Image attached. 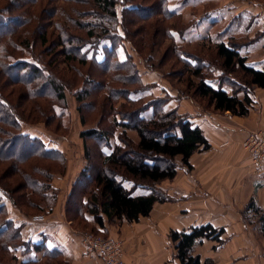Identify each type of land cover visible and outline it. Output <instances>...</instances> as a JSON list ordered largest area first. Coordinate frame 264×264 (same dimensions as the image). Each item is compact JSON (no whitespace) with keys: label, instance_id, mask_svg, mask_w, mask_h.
<instances>
[{"label":"trees","instance_id":"1","mask_svg":"<svg viewBox=\"0 0 264 264\" xmlns=\"http://www.w3.org/2000/svg\"><path fill=\"white\" fill-rule=\"evenodd\" d=\"M61 1L64 0H27L25 2L30 3L19 4L17 0H0V162L20 168L33 159L43 161L32 164L31 168L25 166L24 170L21 167L23 182L14 187L0 180V246L17 260L14 252L20 251L23 257L20 264H37L47 257L63 254V250L50 241L49 235L44 234L40 241L25 240L24 228L39 222L34 220L39 214L28 217L17 214L15 209L26 206L52 212L57 188L51 183L54 172L51 165L65 162L62 149L50 146L44 137L24 129L27 120L21 113L27 111L22 103L26 104L28 99L39 101L40 109L47 107L50 117L58 121L49 125L56 133L59 128H68L71 124L68 93L72 92L80 103L78 110L83 125L87 124L85 110L95 112L98 104L101 105L97 127L81 132L89 162L74 181L66 211L76 212L85 222L93 223L96 233L104 237H110L109 225L138 222L150 215L157 202L172 201L160 184L174 180L182 168L193 169L190 158L210 147L200 124L169 108L172 94L160 95L155 85L158 81L149 84L143 79L125 42L135 33L137 25L131 14L150 9L140 14L141 17L146 19L153 14L179 17L182 12L171 2L185 0H159L152 8L137 3L138 0H81L86 8L75 7L78 19L69 16L77 29L72 32L57 22L61 32H50L47 28L62 7ZM196 1L206 3L209 0ZM118 5L123 7L121 18ZM36 11L41 12L39 18L31 16ZM32 23L39 28L36 39H21V33L28 31ZM167 33L173 37V28H168ZM227 33H219L221 39L212 41L216 42V64L209 63L221 67L222 85H212L202 73L208 60H200L182 47L175 51L190 74L199 78L191 87L197 96L207 99L217 111L244 116L254 105L253 88H264V68L251 65L240 51L244 43L234 42V36ZM222 35H229L228 41L222 40ZM49 47L52 49L45 51ZM61 63L77 70L78 78L85 75L84 82L77 86L76 76L63 75ZM81 65H89L90 72L84 73L79 69ZM92 68L98 71V77L93 75ZM227 73L234 74L231 75L234 78ZM110 78L126 86L117 88ZM225 84L232 87V92L224 88ZM103 90L107 93L101 95ZM146 92H150V99ZM90 97L89 104L85 101ZM114 98H124L136 108L121 104L122 109L117 111ZM149 109L153 113L151 118L144 115ZM40 117L36 115L33 121L47 123L45 116ZM120 127L124 128L121 132L118 131ZM127 129L136 130L139 140H132ZM93 147L98 150L97 156ZM19 172L15 170L13 174ZM2 173L4 175L5 170ZM3 175L2 178L10 179ZM254 214L258 216L264 235V207L258 206L252 198L245 207L244 219L251 223ZM224 233V227L212 223L172 229L169 238L174 243L177 264H214L211 257L203 258L201 253H194L195 248L205 240H216L219 244L215 248L218 249ZM31 253L43 255L29 257Z\"/></svg>","mask_w":264,"mask_h":264},{"label":"rangeland","instance_id":"2","mask_svg":"<svg viewBox=\"0 0 264 264\" xmlns=\"http://www.w3.org/2000/svg\"><path fill=\"white\" fill-rule=\"evenodd\" d=\"M25 1L27 0H17L19 4H23ZM80 1L81 0L78 1L79 3L74 1H61L60 4L62 7L59 8L58 14L56 15L52 23H50V26L49 28H47V30L50 32L55 31L56 33H60L61 30L58 28V26H56V23L59 22L60 24H63L72 32H74L77 28L73 24L72 20L69 19V16L78 19L75 7H79V9L86 8L85 4H81ZM136 2L142 4L145 7L152 8L159 2V0H138ZM171 4L175 7H178L179 11L182 12L181 16L174 18H165L162 14H153L146 19L141 17L140 14L144 15V13H148L150 9H145L139 12L136 11V13L131 14L132 18H134L137 22V25L134 26L135 33H133L132 37H129L130 40L125 41L127 50L131 55H133L134 61L137 64L141 74L143 75V79L149 84H151L155 80L158 81L155 84L157 86V93H161L160 95H164L167 93L172 94H170L172 96V99L169 102L170 109L174 108L178 111L179 114L188 115L189 118L196 123L201 122L202 113L209 116H211L212 114L224 115L226 112L215 110L213 106H210L208 104L207 99L196 95L194 89L191 87L198 82L199 78L195 75L190 74L188 69L185 67V63L176 54L175 49L177 47H182L187 52H190L193 55L195 54V56L197 55L196 57H198L200 60L203 58L208 60L206 62V65H204L205 67L202 68V73L206 75L207 81L212 85H222V83L220 84V81H223L222 78L224 74L221 67L218 68L213 65L216 64L214 59V47L216 42L212 41L221 39L219 33L224 34L227 31V34H232L234 36V42L238 41L240 43H244L241 45L240 49L241 53L243 54L249 46L254 44L257 39H259V36L264 29V18H261L259 14L254 17V14H252L253 12L249 9L256 8L261 12H264V0H209L206 3H204L203 1H200L199 3L196 0H185V2L172 1ZM42 7L43 6H41L40 8ZM117 8L119 18H121V10L123 9V7L122 5H118ZM40 14L41 12L36 11L35 14H32L31 16L39 18ZM250 26H252L254 32H249ZM168 28H173V37L168 36ZM38 32V25L35 26V23H32L28 31H24L21 33V39L29 37L31 40H34L36 39ZM227 36L222 35V40L228 41ZM51 49L52 47H49L45 49V51H50ZM38 50H40L39 47ZM210 61L213 64H209ZM60 68H63V75L73 77L76 76V79L78 78L79 72L77 70H71L64 63L60 64ZM89 68V65H81L79 67V69H81L84 73L90 72ZM92 73L95 77H98L99 75L98 71H95L93 68ZM227 75L231 77V75L233 76L234 74L227 73ZM83 78H85V75L83 76ZM83 78L77 79L79 83V85L77 86H80V84L84 82ZM109 80L112 82V84L117 86V88L126 86L124 83L119 81L113 82L112 78H110ZM223 86L224 88L232 92V87L230 85L225 84ZM253 92L255 97H257V95H263L264 88L255 87L253 88ZM106 93L107 91L104 90L100 92L101 95ZM146 94H148L147 98L150 99V92H146ZM240 96H242V94H240ZM67 97L68 107L71 114V124L68 126V128L66 126L59 128V131H57L58 133H56L49 127V125H55V123H58V121L50 117V113L46 106L40 109L37 105L39 101L29 99L26 104L22 103L26 107L27 111L26 113H21L23 118L27 120L26 123L23 124L24 129L32 134L44 137L50 146L62 149L65 154V162H56L52 163L51 165V167H54V172H52L53 175L51 176V183L55 188H57L56 205L52 212H42L37 208H29L26 206H22L20 209H15L17 214L20 213L21 215L28 217L39 214L45 217L44 220L49 219L50 221H53V218H56L57 220L62 217V220L66 224V226H69L68 231L82 242L81 239L84 232L97 234L94 227L95 225L91 222H85L76 212L69 214L66 211V203L68 194L74 184V181L80 176L81 172H83L84 168L87 167L89 162L86 158L85 143L84 139L81 137V132L86 129L97 127L99 120L98 114L100 113L101 105L98 104L95 112L93 111V109H87V111L84 109L87 118V124L83 125L81 122L80 111L78 110L80 103L72 92L68 93ZM92 97H95V93H93ZM90 100H92L91 97L87 98L85 102L89 103ZM113 102L116 103L115 108H117V111L122 109L121 104H126L130 109L136 108L135 104L128 103L124 98H114ZM257 104L258 103H255V105L251 107L250 111L253 109L259 111L260 105ZM86 106L87 104L85 105V107ZM250 111L248 112V114L250 113ZM152 114V109H149L144 113L147 118H151ZM36 115L41 117L45 116L44 118L48 119L47 123L45 122V120L33 121ZM247 115L241 117H245ZM108 121L109 120H107V122ZM123 129L124 128L120 127L118 128V131L121 132ZM127 134L130 138H132V140H139V135L136 130L127 129ZM93 150L94 155L97 156V148L93 147ZM42 162L43 161L33 159L26 164H22L20 168H17L15 165H13L14 167H9V163L0 162V180L3 179V181H7L9 186L14 187V184L17 185L18 183L23 182V176L21 175L20 171L21 167H23L24 170L25 166L31 168L32 164H41ZM251 163L254 166L253 161ZM4 170L6 173L3 175L2 172ZM15 170L17 172L20 171L19 174L14 175L13 172H15ZM2 175H8L11 180L2 178ZM169 183V181H165L161 183L160 186H162L163 188H169V186H171V184ZM174 186L178 187L179 184L174 183ZM251 199L252 198H250V200ZM250 200L248 201V203L250 202ZM247 204H245L244 208L239 211V214L244 215L245 207L247 206ZM251 219L253 222H251L250 225L254 234L253 240H251L250 244L251 246H253V248H255V250L250 252V250L248 249V255L241 259H249V262L251 264H264V235L261 232V224L257 215L254 214ZM109 226L119 230L123 226V223H115ZM225 232L226 233L222 235L223 242L218 246V249H216L215 247L217 244H219V242H217L216 240H205V242L195 248L194 253H201L203 258L211 257L214 261V264H234L236 260L229 254V245L231 243V239L226 230ZM51 238L52 239H50V241L54 243L55 241L53 237ZM119 238L123 241L125 255L124 257L128 264L126 257V248L128 246V241L123 239L121 236H119ZM24 239L29 240V238L26 239L25 237ZM243 243L245 244V242ZM170 245L172 246L173 260L167 262L166 264H171L175 260L176 250L174 248V243L172 242ZM14 253L19 260L14 259L11 254H9L0 246V264H20V259L23 258L22 256L20 257L21 252L16 251ZM132 263L133 261L129 264ZM37 264H68V261H66L64 258L47 257Z\"/></svg>","mask_w":264,"mask_h":264},{"label":"crops","instance_id":"3","mask_svg":"<svg viewBox=\"0 0 264 264\" xmlns=\"http://www.w3.org/2000/svg\"><path fill=\"white\" fill-rule=\"evenodd\" d=\"M249 10L254 17L259 14L264 18L263 11ZM252 26L249 32H254ZM243 55L251 65L264 68V29ZM255 103L260 105L259 111L253 109L245 117L229 111L224 115L211 116L202 113L198 124L210 147L190 158L192 170L182 168L177 177L169 181L171 186L165 189L173 200L157 202L149 216L138 222L124 221L119 230L109 226L110 236H121L128 241V264L132 261V264H166L172 261L170 231L203 223L225 228L231 239L229 254L236 260L234 264H251L249 259L241 258L248 255V249L250 252L255 250L250 244L254 233L239 211L250 198H255L257 205L264 207V173L255 172L252 157L243 147L249 132L264 127V94L257 95ZM174 183L179 186L175 187ZM68 230L69 226L60 217L57 220L53 218V221L32 222L24 228L23 234L33 242L40 241L44 234L53 237L55 244L63 250V254L54 258H64L68 264H101V260L88 254L82 242ZM42 255L31 253L29 257L41 258ZM176 261L171 264H177Z\"/></svg>","mask_w":264,"mask_h":264},{"label":"built area","instance_id":"4","mask_svg":"<svg viewBox=\"0 0 264 264\" xmlns=\"http://www.w3.org/2000/svg\"><path fill=\"white\" fill-rule=\"evenodd\" d=\"M243 147L251 155L257 173H264V128L248 133L243 141ZM39 215L34 220H44ZM82 244L85 251L101 260V264H127L124 255L123 242L116 237L84 232Z\"/></svg>","mask_w":264,"mask_h":264}]
</instances>
